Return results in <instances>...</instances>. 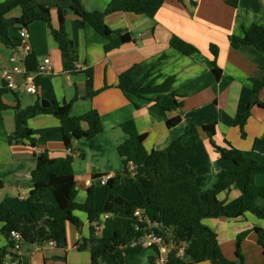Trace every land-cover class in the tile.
<instances>
[{
    "label": "crops",
    "instance_id": "obj_1",
    "mask_svg": "<svg viewBox=\"0 0 264 264\" xmlns=\"http://www.w3.org/2000/svg\"><path fill=\"white\" fill-rule=\"evenodd\" d=\"M7 0H0L5 2ZM230 0H167L154 18L123 11L108 15L105 19L112 30L129 32L134 41L115 49L105 51L108 39L97 33L90 25L78 22L69 12L66 16V30L74 43L79 56L78 71L65 72L61 52L51 35L50 28L43 22H36L28 29L32 52L38 63L49 57L53 63L49 75H43L37 82V93L29 94L23 89L7 92L2 100L10 107L18 103L22 108L35 104L38 100L50 103L70 102L75 97L72 113L85 114L91 109L98 110L104 125L102 134L92 140L81 139L74 144L73 170L76 180V202L84 204L88 191L94 190L95 205L100 208L106 195V185L101 183L103 176H116L123 172L124 162L118 147L127 136L122 124L134 120L137 130L146 134L144 146L148 152L163 151L174 141L182 143L195 152L191 166L197 170L199 195L205 199L214 188L224 170L235 167L233 162L221 159L206 126L216 122V146L225 141L258 162L264 161V108L254 106L245 126L243 138L235 120L245 112L254 94V80L264 77V53L252 46L234 48L230 38L242 37L253 25L264 26V0H239L238 6L228 4ZM111 0H82L88 11L106 10ZM21 9L13 11L9 17H20ZM51 23L58 28V12L51 11ZM17 36L18 32L12 33ZM176 35L195 46L200 53L185 56L171 47V38ZM219 49L217 65L223 74L217 80L212 69L214 56L211 46ZM12 48L0 42V83L2 70L12 66ZM141 64L145 70H154L156 84L173 77L172 90L176 96L150 94L146 97H127L118 87L119 76L130 67ZM94 71V88L102 90L92 100L84 99L87 94L85 71ZM264 103V89L259 93ZM179 103L182 106L179 107ZM135 104L140 105L136 108ZM181 117V123L169 128L167 122ZM29 127L36 133V146L28 140L21 141L14 136L15 110L0 111V205L4 204L20 213H28V198L34 192L32 173L36 169V156L45 151L53 158H65V149L60 121L53 115H39L29 120ZM83 128L88 125L83 123ZM258 186L264 187V174L256 178ZM247 180L239 179L230 191L219 194L229 212H235L239 203L247 199ZM126 184V183H125ZM123 185V193L128 200L137 201L139 193ZM130 185V184H129ZM23 197L24 199H21ZM256 204L264 207V199L258 198ZM149 225H156L154 212L143 210ZM83 222L81 231L72 224L67 225L64 240L60 244L44 246L23 242L19 258L14 261L10 255L5 264H91L92 253L99 252V264H116L113 256L104 250L103 240L114 234L113 217L103 222V230L95 235L85 249L91 236V225L85 213L77 212ZM162 230L171 232L174 219L161 214ZM205 225L213 230L219 240L224 256L236 260L237 238L247 233L241 249L246 264H264V251L258 243L255 228L264 229V220L252 213L232 219L227 217L206 219ZM6 224V215L0 212V229ZM8 240L2 236L0 249L7 247ZM157 250H143L129 256V264H153ZM188 264H215L209 257L205 262L194 263L187 254L182 257Z\"/></svg>",
    "mask_w": 264,
    "mask_h": 264
},
{
    "label": "trees",
    "instance_id": "obj_2",
    "mask_svg": "<svg viewBox=\"0 0 264 264\" xmlns=\"http://www.w3.org/2000/svg\"><path fill=\"white\" fill-rule=\"evenodd\" d=\"M166 1L111 0L105 11L91 12L85 9L82 0H7L0 2V42L9 48H16L21 43V39L19 35L13 36L12 33L18 32L21 27L29 29L34 23L43 22L50 28L51 35L59 47L64 71L75 74L78 71L79 56L66 30V16L69 12L77 17L79 23L90 25L97 33L109 40L105 46V51L108 53L134 41L129 32L112 30L105 21L108 15L127 11L154 18ZM238 1L230 0L228 4L237 7ZM16 9H21V16L9 17ZM52 10L58 12V28L52 26ZM230 42L236 49L241 46H252L264 53V26L253 25L242 37H231ZM170 44L185 56L200 53L195 46L176 35H173ZM211 53L214 56L212 71L216 79L220 80L223 71L217 65L218 47L212 45ZM38 65V58L32 52L26 60L28 72L36 71ZM155 68L145 70L141 64H136L119 76L117 87L127 97L131 95L146 97L150 94H156L157 97L166 94L176 96L172 90L175 79L169 77L163 83L156 84L153 78ZM84 73L87 77V94L84 99L92 100L102 90L108 88L106 85L102 90H95L93 69L90 68ZM253 85L254 94L245 112L239 115L234 123L239 127L243 138L246 137L245 126L252 108L256 105L264 108V103L259 100V93L264 89V77L261 80H254ZM5 93L7 92L0 95V111L15 110V137L21 141L28 140L35 147L36 133L29 127V120L39 115H53L61 123L65 149H71L73 154L57 159L45 151L36 156L37 166L32 173L34 192L27 201L28 213H20L4 204L0 205V212L6 215V224L0 229V239L4 236L8 240L7 247L0 249V264H5L8 255H12L14 261L19 258L17 253H10L14 247L11 235L13 231L20 233L24 242L30 244L41 246L50 242L60 244L64 240L68 224L81 231L83 222L77 216V212L85 213L91 225V236L80 248L85 249L95 240L92 224L103 214H110L113 217L114 234L111 238L103 240L104 250L113 256L116 264H129L130 255L143 251L140 248H132V243L139 241L148 227L145 222L140 223L137 229L135 212L147 209L154 212L157 224L161 223V214L174 219L175 225L171 236H168L162 228L157 229L165 238L166 244L171 247L167 264H188L177 256L178 248L183 245L186 254L194 263H202L212 257L215 264H246L241 246L247 233L237 238L236 260L230 261L220 248L217 234L206 226L204 221L222 217L238 219L246 213H252L264 220V207L256 204L258 198L264 199V187L258 186L255 180L258 175L264 174V161L258 162L227 141L221 147L216 146L213 141L216 135L215 121L206 126V132L221 159L233 162L235 167L220 174L218 182L205 199L199 195L197 170L191 166L195 152L185 146L181 139L174 141L163 151L148 152L144 146L146 134L139 133L135 121L129 120L121 126L127 138L118 147L119 155L124 162V170L110 178L106 185L103 205L97 208L93 189L88 191L84 204L76 202L77 189L73 163L74 144L81 139L92 140L104 131L98 110L91 109L83 115H73V104L79 99L78 96L70 102L50 103L46 100H38L26 108H22L19 103L12 108L2 100ZM10 93L17 96L16 92ZM135 106L137 109L140 108L138 104ZM181 106L182 103H179V107ZM181 121L182 118L179 116L169 120L167 125L173 128ZM83 123L88 125L87 129L83 128ZM130 163L135 166L134 173L130 171ZM241 178L247 180L245 191L248 198L239 203L235 212H229L225 202L218 196L230 191ZM125 183H131L137 190L139 193L137 201L125 197L123 193ZM2 187L3 182L0 181V189ZM255 231L258 234V243L264 251V229L255 228ZM98 257L99 252H93L91 264H99ZM153 261L152 259V263Z\"/></svg>",
    "mask_w": 264,
    "mask_h": 264
},
{
    "label": "built area",
    "instance_id": "obj_3",
    "mask_svg": "<svg viewBox=\"0 0 264 264\" xmlns=\"http://www.w3.org/2000/svg\"><path fill=\"white\" fill-rule=\"evenodd\" d=\"M18 35L21 39V43L12 49V55L10 57V64L12 66L5 67L1 74L0 83V95L3 92H20L23 89L26 93L36 94L37 93V82L43 75H49L52 71V61L49 57L44 58L38 65L36 71L29 73L26 67V60L28 56L32 53V47L30 44L29 32L26 27H21L18 31ZM69 154H73L71 149H68ZM130 171L134 173L135 166L130 163ZM111 176H103L101 178V183L107 185ZM21 199H24L21 197ZM112 217L110 214H103L101 218L92 224L94 228L95 235L99 234L103 230V222ZM135 217L138 221L137 229L140 223H147V218L142 214L141 210L135 212ZM148 224V223H147ZM160 228L158 224L149 225L146 228L145 235L139 240L134 241L131 245L132 248H140L141 250H157L158 256L154 257L153 264H167L169 253L171 252V247L165 242V238L157 231ZM12 238L14 241V247L11 249L10 253H18L22 243L24 242L20 233L13 231ZM50 245H55L56 243L50 242ZM80 244L76 246L77 249L80 248ZM186 255L185 246L178 248L177 256L182 258ZM12 258V255H10Z\"/></svg>",
    "mask_w": 264,
    "mask_h": 264
},
{
    "label": "rangeland",
    "instance_id": "obj_4",
    "mask_svg": "<svg viewBox=\"0 0 264 264\" xmlns=\"http://www.w3.org/2000/svg\"><path fill=\"white\" fill-rule=\"evenodd\" d=\"M130 184V185H129ZM126 186L130 187L132 190L136 191V189L133 187L131 183H126ZM137 192V191H136ZM81 213V212H80ZM168 233V232H167ZM168 236H171V232L168 233Z\"/></svg>",
    "mask_w": 264,
    "mask_h": 264
}]
</instances>
